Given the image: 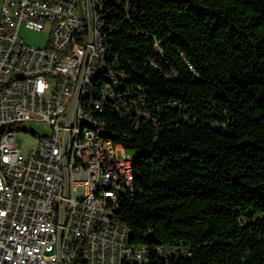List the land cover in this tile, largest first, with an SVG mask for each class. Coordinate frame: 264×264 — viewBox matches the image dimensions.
<instances>
[{"label":"trees","instance_id":"trees-1","mask_svg":"<svg viewBox=\"0 0 264 264\" xmlns=\"http://www.w3.org/2000/svg\"><path fill=\"white\" fill-rule=\"evenodd\" d=\"M123 2L109 69L140 103L91 114L133 157L117 212L131 244L180 249L170 264H264V0Z\"/></svg>","mask_w":264,"mask_h":264},{"label":"built area","instance_id":"built-area-1","mask_svg":"<svg viewBox=\"0 0 264 264\" xmlns=\"http://www.w3.org/2000/svg\"><path fill=\"white\" fill-rule=\"evenodd\" d=\"M0 264H141L159 255L170 264L182 251L163 246L131 249L108 208L122 197L131 153L94 132L76 129L86 118L74 98L90 95L94 72L104 71L110 46V7L123 0H0ZM50 31L45 48L25 44L19 29ZM122 78L112 79L119 85ZM102 85L98 111L126 118L139 103ZM42 126L45 136L26 144L22 124ZM11 126V133H2Z\"/></svg>","mask_w":264,"mask_h":264},{"label":"bare ground","instance_id":"bare-ground-1","mask_svg":"<svg viewBox=\"0 0 264 264\" xmlns=\"http://www.w3.org/2000/svg\"><path fill=\"white\" fill-rule=\"evenodd\" d=\"M107 19H101V28H107L106 24ZM109 59H113L111 56V52L109 49ZM114 65V60H107L106 63H104V71L108 73H102V72H94L91 74V80L89 82V90L90 95H79L78 97L74 98V108H82L83 114H88V119L86 118H77L76 119V129H81L85 132H94V126H97L98 128H101L102 131H98V139H105L103 136L104 132V126L103 124L97 120L91 113L92 112H99L95 106H83V104H86L90 102V99H93V101H101L102 98V85L106 87H111V94H116L115 88L118 87V85H113L112 79H117L116 74L112 72L109 69L110 65ZM105 77V79H102ZM105 80V83L103 82ZM2 129H4L3 133H11V126H2ZM39 137V136H36ZM133 157L131 155V173L126 175L125 180V189L122 190V197H128L129 196V190L130 194L134 189V170H133ZM118 204V209H119ZM118 210L117 208H108V216L110 218H116L118 220V229L122 232V238L126 240V245L129 246L131 249H140V247H136L131 244V236L128 228L125 224H123L118 219ZM148 261V255H141V264H144Z\"/></svg>","mask_w":264,"mask_h":264},{"label":"rangeland","instance_id":"rangeland-1","mask_svg":"<svg viewBox=\"0 0 264 264\" xmlns=\"http://www.w3.org/2000/svg\"><path fill=\"white\" fill-rule=\"evenodd\" d=\"M19 37L22 38L25 44L28 46H33L36 48H45L50 41L51 34L49 30L36 32L33 30H29L25 27H21L19 29ZM21 126L26 128L27 133L20 134L21 138L18 139V142H21V139H24L26 141V144L29 145V142L31 140H34L36 136L47 135V132L43 129L42 126L30 124V123H25L22 124Z\"/></svg>","mask_w":264,"mask_h":264},{"label":"crops","instance_id":"crops-1","mask_svg":"<svg viewBox=\"0 0 264 264\" xmlns=\"http://www.w3.org/2000/svg\"><path fill=\"white\" fill-rule=\"evenodd\" d=\"M66 1H69V0H66ZM0 9H1V1H0Z\"/></svg>","mask_w":264,"mask_h":264}]
</instances>
